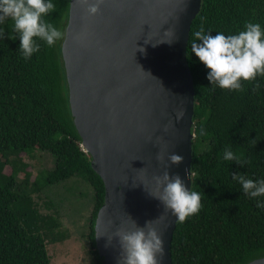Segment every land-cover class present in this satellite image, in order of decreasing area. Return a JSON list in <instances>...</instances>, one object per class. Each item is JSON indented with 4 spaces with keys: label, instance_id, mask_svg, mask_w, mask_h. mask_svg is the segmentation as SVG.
<instances>
[{
    "label": "trees",
    "instance_id": "trees-1",
    "mask_svg": "<svg viewBox=\"0 0 264 264\" xmlns=\"http://www.w3.org/2000/svg\"><path fill=\"white\" fill-rule=\"evenodd\" d=\"M53 2L56 10L44 19L65 32L70 0ZM247 21L264 27V0H202L190 26L186 59L195 90L191 190L201 194L202 207L177 222L173 264H246L264 257V210L231 180V173L239 172L253 180L264 178V76L242 81L241 91L221 89L210 85L207 69L195 54L191 59L187 55L192 34L201 25L212 35H229L244 30ZM12 23L5 22L0 39V264H51L48 243L62 241L67 234L44 188L75 176L93 192L88 253L91 264H102L94 224L105 187L73 122L63 41L48 47L38 40L39 52L25 60L18 50L19 37L9 38ZM229 147L247 163L224 161L223 151ZM38 150L54 158L44 186L39 173L31 180L23 162ZM7 165L9 174L4 171ZM21 168L25 175L18 182Z\"/></svg>",
    "mask_w": 264,
    "mask_h": 264
},
{
    "label": "water",
    "instance_id": "water-1",
    "mask_svg": "<svg viewBox=\"0 0 264 264\" xmlns=\"http://www.w3.org/2000/svg\"><path fill=\"white\" fill-rule=\"evenodd\" d=\"M201 1L104 0L88 16L70 0L61 51L73 122L105 187L94 224L102 264L119 262L118 229L155 218L162 264H173L178 221L150 193L166 165L192 186L195 90L186 48ZM172 152L183 157L179 165L169 161ZM246 264H264V257Z\"/></svg>",
    "mask_w": 264,
    "mask_h": 264
},
{
    "label": "clouds",
    "instance_id": "clouds-1",
    "mask_svg": "<svg viewBox=\"0 0 264 264\" xmlns=\"http://www.w3.org/2000/svg\"><path fill=\"white\" fill-rule=\"evenodd\" d=\"M86 8L88 16L96 15L104 0H78ZM56 10L53 0H0V39L4 38L7 20L13 21L9 38L19 37L18 50L28 60L39 52L43 41L48 47L63 41L65 32L44 19ZM189 59L192 54L207 69L206 78L210 85L230 91H241L242 81L255 80L264 76V27L259 22L247 21L244 30L237 34L226 35L217 31L215 35L206 31L203 25L194 31ZM172 43L173 40H167ZM143 51V49H141ZM184 114L178 113L179 120ZM206 134L201 130V135ZM158 160L163 156L158 155ZM171 164L179 165L183 157L174 152L168 157ZM222 159L245 165L246 160L237 156L231 148H225ZM191 179V173H190ZM155 190L150 195L157 199L166 211H170L178 222H184L189 216L197 214L201 205V194L189 189L178 174H170L165 166L162 175L153 177ZM231 180L240 185L242 192L256 199V207L264 210V178L253 180L239 173H231ZM157 218L146 220L143 226L131 219L130 229H118L121 255L118 264H162L164 240L161 232L154 226ZM111 238L109 237V242Z\"/></svg>",
    "mask_w": 264,
    "mask_h": 264
},
{
    "label": "rangeland",
    "instance_id": "rangeland-1",
    "mask_svg": "<svg viewBox=\"0 0 264 264\" xmlns=\"http://www.w3.org/2000/svg\"><path fill=\"white\" fill-rule=\"evenodd\" d=\"M32 155L35 157L24 158L23 162L28 164L25 171L31 172V180L39 173V183L44 186L45 174L53 168L54 158L48 152L39 150ZM21 170L16 176L18 182L25 175L23 168ZM4 171L9 174L11 166L7 165ZM44 192L59 210L63 224L61 229L67 234L62 241L48 243L51 264H91L87 238L93 208V192L90 185L75 176L56 185H46Z\"/></svg>",
    "mask_w": 264,
    "mask_h": 264
}]
</instances>
